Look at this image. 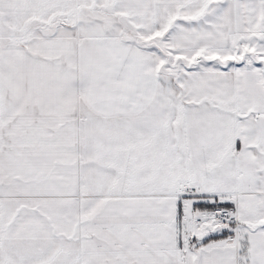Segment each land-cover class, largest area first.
<instances>
[{
	"label": "snow or ice",
	"instance_id": "snow-or-ice-1",
	"mask_svg": "<svg viewBox=\"0 0 264 264\" xmlns=\"http://www.w3.org/2000/svg\"><path fill=\"white\" fill-rule=\"evenodd\" d=\"M0 264H264V0H0Z\"/></svg>",
	"mask_w": 264,
	"mask_h": 264
}]
</instances>
